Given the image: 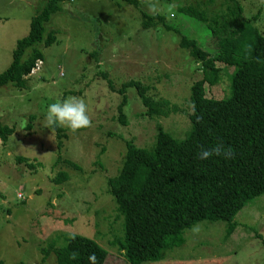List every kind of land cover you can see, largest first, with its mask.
Instances as JSON below:
<instances>
[{
  "label": "rangeland",
  "instance_id": "obj_1",
  "mask_svg": "<svg viewBox=\"0 0 264 264\" xmlns=\"http://www.w3.org/2000/svg\"><path fill=\"white\" fill-rule=\"evenodd\" d=\"M47 1L0 0V74L11 65L17 42L28 36L31 20ZM140 1V10L120 0L65 2L48 24L58 32V42L44 50L46 59L28 78L27 89L0 88L1 121L15 129L7 144L0 140V261L43 264L42 249L64 241L58 235H80L108 251L106 264H126L111 246L114 239L124 238V222L116 218L106 179L115 175L126 140L150 147L161 127L178 140L186 137L191 129L184 122L191 112V87L202 73L180 48L181 35L212 51L215 43L204 24L189 20L179 8L205 3L202 9L215 19L226 2ZM235 1L245 19L259 15L252 25L264 36V0ZM142 13L160 15L165 24L142 28ZM94 53L96 57L90 56ZM105 76L116 89L131 80L142 83L156 100L179 107L178 114L166 119L143 116L146 109L131 89L126 94L127 123L122 124L118 112L122 97L110 90ZM227 86L228 80H223L209 88L207 97L228 98ZM69 96L84 99L90 125L78 130L59 125L68 136L59 153L56 132L53 126L45 127L44 117L48 104ZM31 116H35L33 127L27 129ZM59 156L83 172L58 162ZM17 157L27 158L29 164L18 163ZM62 171L70 180L54 183ZM234 222L236 230L229 239L225 223L202 222L185 231L184 246L165 252L161 261L145 264H264V195L254 198ZM55 260L52 255L46 264Z\"/></svg>",
  "mask_w": 264,
  "mask_h": 264
},
{
  "label": "trees",
  "instance_id": "obj_2",
  "mask_svg": "<svg viewBox=\"0 0 264 264\" xmlns=\"http://www.w3.org/2000/svg\"><path fill=\"white\" fill-rule=\"evenodd\" d=\"M77 1L81 0L46 2L31 20L28 36L17 42L11 65L0 74V88L27 89L28 78L38 63L46 59L44 50L58 42V32L50 30L48 24L55 14L63 11L61 6L65 2ZM120 1L141 9L140 0ZM204 5L179 8L189 20L204 24L215 43L212 51L181 35L180 48L189 53L202 73L201 79L191 87V112L184 119L187 129L188 124L191 129L184 139L178 140L162 127L158 128L154 144L147 148L125 139L126 152L119 167L113 177L106 179L107 193L115 202L116 218H123L124 222V238L114 239L111 246L126 264L161 261L165 252L186 244V230L205 221L225 223L229 239L236 230L237 215L254 198L264 195V36L252 25L259 15L245 19L242 6L235 0H226L217 18L210 19L202 9ZM142 20V28L147 30L165 24L160 15L142 13ZM105 78L110 90L122 97L118 107L122 124L127 123L126 94L131 89L136 90L146 109L143 116L166 119L178 114L179 107L171 108L167 100H156L140 82L131 80L116 89ZM226 79V93L230 89L231 95L221 100L208 98L209 88ZM30 120L27 129L33 127L35 116ZM53 129L60 153L68 136L59 125H53ZM14 133L15 129L3 124L0 118L2 143L7 144ZM218 145L231 154L198 158L197 153L202 149L211 150ZM17 161L29 164L27 158L17 157ZM61 161L83 172L81 166L59 156L58 162ZM69 180L70 175L64 171L52 179L56 184ZM64 237L58 235L66 241L65 246L63 242L59 245L52 242L42 249L43 264L52 255L56 257L55 264H89L88 256L93 253L96 264H106L109 253L98 241L80 235ZM0 264L6 263L0 261Z\"/></svg>",
  "mask_w": 264,
  "mask_h": 264
},
{
  "label": "clouds",
  "instance_id": "obj_3",
  "mask_svg": "<svg viewBox=\"0 0 264 264\" xmlns=\"http://www.w3.org/2000/svg\"><path fill=\"white\" fill-rule=\"evenodd\" d=\"M46 126L62 125L72 130H78L86 128L90 125V118L88 115L87 105L84 99L69 96L63 100H57L56 102L47 105L46 113L44 117ZM228 157L230 150H223L221 146L213 147L211 150L202 149L197 153L199 159H208L212 155H221ZM89 264H96L95 254L88 256Z\"/></svg>",
  "mask_w": 264,
  "mask_h": 264
}]
</instances>
